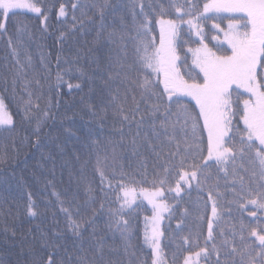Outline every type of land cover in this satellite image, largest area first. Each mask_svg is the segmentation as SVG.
<instances>
[{"label":"trees","instance_id":"1","mask_svg":"<svg viewBox=\"0 0 264 264\" xmlns=\"http://www.w3.org/2000/svg\"><path fill=\"white\" fill-rule=\"evenodd\" d=\"M100 2L40 0L48 17L43 24V17L26 10H15L17 14L7 18L0 14V23L6 26V31L0 29V99L14 120L10 130L0 128V156L6 153L0 162V264H32L35 255L47 260L53 250L63 264H77L85 253L101 264H152L146 237L154 228L162 264H184L186 257L202 248L207 252L198 258L193 255L195 264H216L218 256L221 262L230 261L231 248L243 247L241 234L252 239L251 228H264V210L247 205L257 212L253 217L237 203L239 194L247 199L249 189L255 198L257 183L247 158L238 157L229 163L226 173L210 161L211 167L201 175L200 187L193 182L179 195L169 191L166 184L157 202L167 207L154 223V209L142 193L155 190L153 181L157 173L163 175L161 166L172 159L169 153L178 146L181 153L188 149L180 128L183 121L177 122L173 115L174 137L169 128L168 136L161 134L157 139L152 122L155 120L157 131L163 133V129L159 128V114L152 115L156 96L151 92L142 96L143 90L136 89L134 103L129 94L123 106L130 123L122 122L111 102L117 89L123 99L124 85L113 77L118 61L131 64L135 60L137 44L145 39L141 33L148 31L141 24L146 18L151 20L146 40H155L158 46L156 20L175 19L177 13L172 5H184L185 0H108L103 18L94 7ZM193 2L202 12L205 0ZM132 3L136 4L135 20ZM61 4L66 10L64 17L58 16ZM73 4L79 7L74 9ZM189 9L185 7L186 12ZM193 14L197 11L193 10ZM209 15L213 18L201 17L203 31L199 35L182 24L176 38L178 64L186 77L198 75L188 50L200 48L201 40L210 49H227L226 44L212 37L222 39L213 24L226 31L228 20ZM58 74L63 82L58 81ZM149 75L155 83V76ZM69 83L73 85L71 89ZM159 91H163L162 86ZM28 93L32 94L34 107L26 115ZM137 104L139 110L133 118L131 110ZM173 111H177L175 106ZM38 122L42 129L39 137L35 134ZM237 122L238 118L234 127ZM239 139L237 135V147ZM203 148L206 156V134ZM188 151L199 153V149ZM198 163L203 165L202 160ZM240 177L244 179L243 192ZM171 185L175 187L174 180ZM122 188L130 193L129 203L119 217L120 228L127 227L126 232L116 230L115 218L109 211L120 208L124 200ZM210 190L214 199L219 193L220 205L219 218H214V241L208 240ZM30 204L34 216L27 211ZM69 215L75 222L92 223L82 224L77 235L69 228Z\"/></svg>","mask_w":264,"mask_h":264},{"label":"snow or ice","instance_id":"2","mask_svg":"<svg viewBox=\"0 0 264 264\" xmlns=\"http://www.w3.org/2000/svg\"><path fill=\"white\" fill-rule=\"evenodd\" d=\"M108 6V0H102L94 5L101 18ZM186 6H190L187 12L185 11ZM72 7L75 9L79 5L73 4ZM140 7L143 12V5ZM172 7L177 13L175 19L161 17L156 20L160 33L159 45H156L155 40L151 43L146 40L151 32L152 23L146 18L140 27H146L148 31L141 33L145 39L137 44L135 60L131 64H126L123 60L118 61L113 77L124 85L123 99H121L120 90L117 89L111 101L122 122H131L129 113L123 106L129 94H132V100L136 103V89L143 90L142 96L151 92L157 97L152 115L159 114L161 119L159 128L163 129V133L157 131L154 120L152 122L153 135L157 139L161 134L168 136L169 128H171L174 137L176 123L172 121V116L175 115L177 122L183 121L180 128L186 137L185 144L188 149H199L198 154L188 149L181 153L178 146L175 152L168 154L172 159L161 166L163 175L156 174L153 181L155 190L151 192L144 190L142 193L154 209L153 222L161 218V213L167 207L157 202V198L164 195L163 189L166 184L169 191L179 195L185 186L191 187L193 182L200 187L201 175L211 167L210 161H215L216 167L226 173V166L234 163L238 157L247 158L257 188L255 198L252 196V190L249 189L247 199L239 194L240 199L237 203L241 209L255 217L257 212L248 209L247 205H251L253 209L264 210V0H205L202 12L198 11V5L193 0H185L184 5L173 4ZM135 8L136 4L132 3L133 20L136 19ZM15 10H26L38 17H43L42 24L48 19L40 0H0V14L5 18L10 14H17ZM193 10L197 11L196 15L193 14ZM210 13L215 14L217 18L227 19L229 22L227 31H224L219 24H213L217 32H224L223 40H219L216 35L212 37L213 40H219L221 45L226 44L227 49H210L201 40L200 48L188 50L193 54L192 63L193 67L198 69V75L186 77L178 64L180 56L177 52L176 38L182 30V24H187L199 35L203 31L200 28V19L201 17L212 19L213 16H210ZM65 15V6L61 4L58 16L64 17ZM185 15L189 18L185 19ZM0 29L6 31L5 24L0 23ZM149 73L155 76V83ZM57 79L63 82L59 74ZM160 86H162V92L159 91ZM68 87L71 89L73 85L69 83ZM76 87L79 88L80 85L77 84ZM31 95L28 93V106L24 109L26 115L34 107L31 103ZM165 98L167 103H165ZM174 106L177 109L176 112L173 111ZM35 107L38 108L39 105ZM138 110L139 105L137 104L136 108L131 110L133 118ZM47 115L48 113L45 112V116ZM237 118V126L234 127L233 122ZM238 125H243V127L240 128ZM137 126L139 127V124ZM12 127H14L13 117L5 102L0 99V128L7 131ZM41 130V124L38 122L35 132L37 137ZM205 134L207 137L206 156L203 148ZM237 135L240 138L239 147L235 141ZM157 156L159 157L160 153H157ZM176 157H179L178 162ZM5 158L6 153L0 156V162ZM198 160H202L203 165L198 163ZM173 180L175 187L171 185ZM240 185L241 192H243L245 188L243 177H240ZM122 193L124 200L120 203V208L109 209V211L115 218L116 230L126 232L127 227L120 228L119 217L121 210L129 203L130 193L123 188ZM218 197L219 193L214 199L211 190L209 191V200L212 202V216L208 218V240L210 241H214V218H219ZM117 200L120 201L119 196ZM101 209H103V204H101ZM61 210L67 211L63 208ZM27 211L30 216L36 215L31 204ZM91 223V220L75 222L69 215V228L77 235L80 234L78 230L82 224ZM123 223L127 226L126 220ZM241 227L243 230V225ZM249 236L252 239H246L241 234L243 247L238 249L233 246L231 248L230 261L225 259L221 262L218 256L216 264H262L264 262V228H251ZM146 243L152 250V264H162L159 236L155 228L152 235L146 237ZM213 247L215 248V244ZM202 252L206 253L207 248H202L193 255L198 258ZM193 255L186 257L184 264H195ZM32 264H63V261L57 259V252L53 250L47 260L35 255ZM77 264H101V262L89 258L85 253L79 257Z\"/></svg>","mask_w":264,"mask_h":264},{"label":"rangeland","instance_id":"3","mask_svg":"<svg viewBox=\"0 0 264 264\" xmlns=\"http://www.w3.org/2000/svg\"><path fill=\"white\" fill-rule=\"evenodd\" d=\"M228 30V29H227ZM226 30V31H227ZM220 34H221V36H222V39L221 40H223L224 39V32H220ZM220 40V39H219ZM219 40H216L218 43H219Z\"/></svg>","mask_w":264,"mask_h":264}]
</instances>
